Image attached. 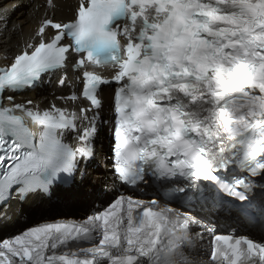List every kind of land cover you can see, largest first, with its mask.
Returning a JSON list of instances; mask_svg holds the SVG:
<instances>
[{"label":"snow or ice","instance_id":"obj_1","mask_svg":"<svg viewBox=\"0 0 264 264\" xmlns=\"http://www.w3.org/2000/svg\"><path fill=\"white\" fill-rule=\"evenodd\" d=\"M45 7L0 67V95L69 68L76 87L57 97L66 106L0 105V200L48 193L94 155L106 85L122 185H177L171 195L213 204L264 190V0H75L67 19L55 18V0ZM182 207L121 193L81 219L0 240V264H264V239L217 231Z\"/></svg>","mask_w":264,"mask_h":264},{"label":"bare ground","instance_id":"obj_2","mask_svg":"<svg viewBox=\"0 0 264 264\" xmlns=\"http://www.w3.org/2000/svg\"><path fill=\"white\" fill-rule=\"evenodd\" d=\"M56 19H64L70 15L67 5L56 2ZM45 0H0V63H8L11 58L21 49V44L29 41L32 37L38 22L44 16ZM7 57V60L4 57ZM60 75V73H59ZM72 81V77H68ZM55 85L44 87L42 90H34L27 93L24 100H39L41 106H47L48 99L53 98L51 91L67 94L69 87L66 85L62 89H56ZM104 105L109 103L111 95L105 96ZM106 129L99 134V140L95 144V158L99 165L95 170L88 166V173L79 182H75L68 189H57L58 201L48 202L38 194L29 195L24 202L12 200L8 203V208H1L0 214V236L24 226H33L31 223L50 221L51 219H76L83 216L92 200L103 202L110 197L111 191L108 186L112 185V177L108 170V162H102L101 156L105 153L106 141L104 139ZM105 186V187H104ZM99 187V188H98ZM106 188L105 195L97 196V192ZM10 215V219L6 218Z\"/></svg>","mask_w":264,"mask_h":264}]
</instances>
